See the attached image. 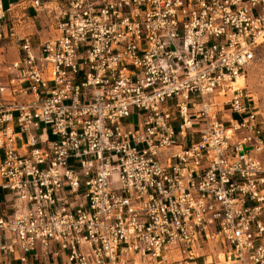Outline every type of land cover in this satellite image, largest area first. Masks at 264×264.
<instances>
[{
  "label": "built area",
  "instance_id": "2783aa9c",
  "mask_svg": "<svg viewBox=\"0 0 264 264\" xmlns=\"http://www.w3.org/2000/svg\"><path fill=\"white\" fill-rule=\"evenodd\" d=\"M3 41L0 264H264V0H0Z\"/></svg>",
  "mask_w": 264,
  "mask_h": 264
},
{
  "label": "crops",
  "instance_id": "0c3cea01",
  "mask_svg": "<svg viewBox=\"0 0 264 264\" xmlns=\"http://www.w3.org/2000/svg\"><path fill=\"white\" fill-rule=\"evenodd\" d=\"M18 0H10V1H5L1 0L2 6L4 8H8L10 4L15 3ZM28 13V17H25L23 20L26 21V31L30 32L33 34V40L36 42L40 38H44L46 34H44L43 29H44V19L42 16H39L35 14L34 10L31 8H28L25 10ZM22 14L21 12L18 13L20 16ZM19 56V48L16 45V43H10L7 41L0 42V75L1 79H4L5 75L7 74V68L6 66L8 65L9 62L12 60L16 59ZM2 194V192H1ZM0 200L1 197H0ZM264 219V216H263ZM264 241V237L261 239Z\"/></svg>",
  "mask_w": 264,
  "mask_h": 264
},
{
  "label": "rangeland",
  "instance_id": "374dc122",
  "mask_svg": "<svg viewBox=\"0 0 264 264\" xmlns=\"http://www.w3.org/2000/svg\"><path fill=\"white\" fill-rule=\"evenodd\" d=\"M246 88L252 93L256 109L264 115V45L258 47L255 59L248 68Z\"/></svg>",
  "mask_w": 264,
  "mask_h": 264
}]
</instances>
